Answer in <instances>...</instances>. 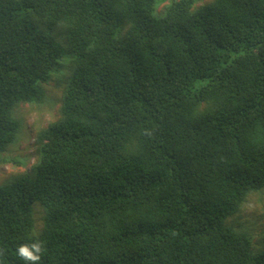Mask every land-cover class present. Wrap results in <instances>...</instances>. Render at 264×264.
<instances>
[{"label": "trees", "instance_id": "obj_1", "mask_svg": "<svg viewBox=\"0 0 264 264\" xmlns=\"http://www.w3.org/2000/svg\"><path fill=\"white\" fill-rule=\"evenodd\" d=\"M198 1L0 0V164L61 92L0 184V264H264V224L256 252L234 227L264 196V0Z\"/></svg>", "mask_w": 264, "mask_h": 264}, {"label": "rangeland", "instance_id": "obj_2", "mask_svg": "<svg viewBox=\"0 0 264 264\" xmlns=\"http://www.w3.org/2000/svg\"><path fill=\"white\" fill-rule=\"evenodd\" d=\"M212 0H199L198 5L210 3ZM166 2L162 3L156 12L160 13L163 10ZM59 28L55 32V37L64 47L63 61L70 60V54L66 49L67 39L63 31ZM48 95L43 105L20 104L16 109V117L20 121L21 129L18 141L11 145L4 158L8 160L5 164H0V184L17 176L19 174L31 172V167L35 164L38 157L37 145L35 137L38 132L46 127L49 123L58 117L61 106V92L54 87V82L51 81L48 85ZM250 196V195H249ZM259 195H251L244 205L241 216L235 220L234 227L249 232L252 237V250L256 252L261 245V232L264 224V196L262 201ZM33 220H35L36 233H40L43 228L44 210L41 203L37 202L33 207ZM230 218L229 220H231ZM229 221H227V225ZM240 224V225H239ZM248 227L247 229L241 226ZM231 226V225H230Z\"/></svg>", "mask_w": 264, "mask_h": 264}, {"label": "clouds", "instance_id": "obj_3", "mask_svg": "<svg viewBox=\"0 0 264 264\" xmlns=\"http://www.w3.org/2000/svg\"><path fill=\"white\" fill-rule=\"evenodd\" d=\"M42 251V245L38 242L31 246L21 245L17 250V254L21 259L30 262V264H39Z\"/></svg>", "mask_w": 264, "mask_h": 264}]
</instances>
